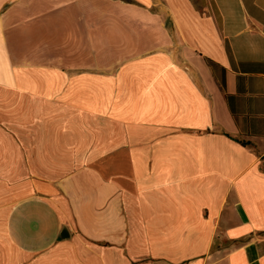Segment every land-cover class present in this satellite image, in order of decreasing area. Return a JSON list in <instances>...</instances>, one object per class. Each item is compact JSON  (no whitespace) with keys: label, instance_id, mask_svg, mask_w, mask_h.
<instances>
[{"label":"crops","instance_id":"crops-1","mask_svg":"<svg viewBox=\"0 0 264 264\" xmlns=\"http://www.w3.org/2000/svg\"><path fill=\"white\" fill-rule=\"evenodd\" d=\"M0 264H264V0H0Z\"/></svg>","mask_w":264,"mask_h":264},{"label":"water","instance_id":"water-1","mask_svg":"<svg viewBox=\"0 0 264 264\" xmlns=\"http://www.w3.org/2000/svg\"><path fill=\"white\" fill-rule=\"evenodd\" d=\"M68 236H69V235H68L67 230L64 229V230L62 231V233H61V237H62V238H67Z\"/></svg>","mask_w":264,"mask_h":264}]
</instances>
